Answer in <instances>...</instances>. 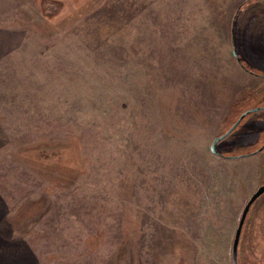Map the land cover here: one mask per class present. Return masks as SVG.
Masks as SVG:
<instances>
[{
    "label": "rangeland",
    "instance_id": "374dc122",
    "mask_svg": "<svg viewBox=\"0 0 264 264\" xmlns=\"http://www.w3.org/2000/svg\"><path fill=\"white\" fill-rule=\"evenodd\" d=\"M258 29L264 0H0V264H233ZM237 263L264 264V192Z\"/></svg>",
    "mask_w": 264,
    "mask_h": 264
},
{
    "label": "water",
    "instance_id": "95a60500",
    "mask_svg": "<svg viewBox=\"0 0 264 264\" xmlns=\"http://www.w3.org/2000/svg\"><path fill=\"white\" fill-rule=\"evenodd\" d=\"M264 107V106H263ZM259 107L257 108H250L247 109L245 111H243L238 118L234 121V123L223 133L215 136L210 144V149L213 153L218 154L220 156H224L223 154H221L220 152L217 151L216 149V144L218 141H220L222 138H224L226 135H228L241 121V119L249 112L251 111H255L258 110ZM260 149L253 151L252 153H255L257 151H259ZM249 154V153H248ZM242 155H246V154H242ZM264 192V183L260 184L255 191L250 195V197L248 198V200L246 201V203L243 206V209L241 211V215L239 217L238 223H237V227L235 229V233H234V237H233V241H232V246H231V256H232V262L233 264H238L237 263V246H238V241H239V237L241 234V230H242V226L243 223L245 221L246 215L250 209L251 204L253 203V201Z\"/></svg>",
    "mask_w": 264,
    "mask_h": 264
},
{
    "label": "crops",
    "instance_id": "0c3cea01",
    "mask_svg": "<svg viewBox=\"0 0 264 264\" xmlns=\"http://www.w3.org/2000/svg\"><path fill=\"white\" fill-rule=\"evenodd\" d=\"M258 31H264V29H262V30H261V29H258ZM257 43H258V42H257ZM259 43H260V44H259ZM259 43H258V45L261 46V42H259ZM262 47H264L263 44H262Z\"/></svg>",
    "mask_w": 264,
    "mask_h": 264
}]
</instances>
